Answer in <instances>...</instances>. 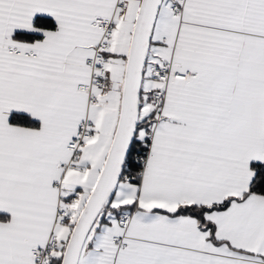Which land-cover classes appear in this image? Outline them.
<instances>
[{
    "label": "snow or ice",
    "instance_id": "1",
    "mask_svg": "<svg viewBox=\"0 0 264 264\" xmlns=\"http://www.w3.org/2000/svg\"><path fill=\"white\" fill-rule=\"evenodd\" d=\"M0 264H264V0H0Z\"/></svg>",
    "mask_w": 264,
    "mask_h": 264
}]
</instances>
